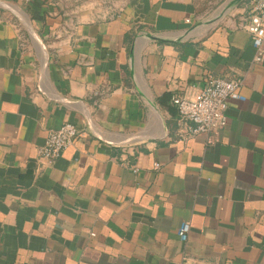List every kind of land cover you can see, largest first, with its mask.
Listing matches in <instances>:
<instances>
[{"label": "crops", "instance_id": "obj_1", "mask_svg": "<svg viewBox=\"0 0 264 264\" xmlns=\"http://www.w3.org/2000/svg\"><path fill=\"white\" fill-rule=\"evenodd\" d=\"M251 2L0 0V264H264ZM209 78L244 100L215 144L180 139L171 98ZM66 122L79 135L48 164Z\"/></svg>", "mask_w": 264, "mask_h": 264}, {"label": "built area", "instance_id": "obj_2", "mask_svg": "<svg viewBox=\"0 0 264 264\" xmlns=\"http://www.w3.org/2000/svg\"><path fill=\"white\" fill-rule=\"evenodd\" d=\"M28 3L31 0H21ZM244 29L249 34L254 50L253 63L264 59V0H252L245 17ZM241 83L235 80L209 78L205 85L190 97L174 95L171 104L178 114L177 133L180 139L206 136L213 145L227 126L226 111L230 101H243L239 93ZM79 135L72 123H63L56 130H48L39 157L51 164L68 149ZM155 167H157L155 165ZM190 225L184 222L177 230L178 239L186 242Z\"/></svg>", "mask_w": 264, "mask_h": 264}, {"label": "water", "instance_id": "obj_3", "mask_svg": "<svg viewBox=\"0 0 264 264\" xmlns=\"http://www.w3.org/2000/svg\"><path fill=\"white\" fill-rule=\"evenodd\" d=\"M37 43H38V41H37ZM39 44V43H38Z\"/></svg>", "mask_w": 264, "mask_h": 264}]
</instances>
